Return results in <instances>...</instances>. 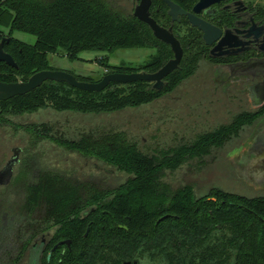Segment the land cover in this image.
<instances>
[{
  "label": "trees",
  "instance_id": "trees-1",
  "mask_svg": "<svg viewBox=\"0 0 264 264\" xmlns=\"http://www.w3.org/2000/svg\"><path fill=\"white\" fill-rule=\"evenodd\" d=\"M123 1L0 0V43L18 65L16 69L0 63V83L27 81L37 72L51 70L49 56L60 50L78 60L85 52L114 54L153 47L159 55L144 66H110L105 75L160 70L174 58L170 46L134 16L126 4L129 0ZM171 1L190 11L198 0ZM152 16L161 26H171L162 0L153 1ZM184 24L185 37L183 24L175 26L184 57L162 92L146 82L112 83L103 92L90 93L49 81L27 95L0 101V125L11 109L16 115L47 107L102 115L164 98L209 58L201 32ZM15 32L32 35L35 44L14 38ZM74 76L82 82L102 80ZM263 117L264 109L240 114L191 145L151 155L122 131L93 133L71 142L55 137L46 125L24 128L38 139H51L95 161L96 172L76 176L25 164L15 180L17 199L0 204V264H27L33 244L42 237L46 243L40 264H264V193L248 197L217 188L198 196L192 186L175 188L165 180L167 172L210 155ZM100 167L105 172L98 175ZM107 171L126 179L119 183ZM64 241H71V246L59 245L49 259L48 252Z\"/></svg>",
  "mask_w": 264,
  "mask_h": 264
},
{
  "label": "rangeland",
  "instance_id": "rangeland-1",
  "mask_svg": "<svg viewBox=\"0 0 264 264\" xmlns=\"http://www.w3.org/2000/svg\"><path fill=\"white\" fill-rule=\"evenodd\" d=\"M251 1L253 6L264 7V0ZM126 4L131 10L134 9L133 0L126 1ZM187 30L183 24V37ZM5 31L8 33V30ZM13 37L32 45L36 42L35 37L25 33L15 32ZM158 55V49L139 47L119 50L114 54L85 52L78 60H71L60 50L49 56L48 66L51 70L98 81L105 76L110 66L125 64L139 68ZM212 64L208 57L203 58L194 74L177 86L174 92L139 108L102 115L59 112L52 107L32 114L16 115L11 109L2 116L6 123L0 125V171L13 156L14 148H20L22 152L11 184L0 186V204L7 206L17 199L15 180L26 167L25 164H35L33 168L36 170L76 176H88L96 172L93 166L95 161L83 159L51 139H38L37 135L27 133L24 130L26 127L40 128L46 125L51 128L55 137L71 142H79L93 133L122 131L145 153L151 155L172 151L178 146L191 145L199 136L229 125L238 115L251 113L249 98L244 93L245 84L241 86L236 80L233 86L229 82H222L223 75L215 68H210ZM240 90H243L242 93ZM259 122L253 126H244L239 137L233 138L220 149H213L210 155L188 160L177 171L167 172L166 182L175 188L192 186L198 196H204L217 188L248 197L262 193L254 191L245 181L240 180L234 169V163L243 147L254 138ZM100 172L105 170L100 167L98 175ZM107 173L114 174L119 183L126 179L125 175L115 171ZM50 253L51 251L47 255ZM141 264L153 263L143 261Z\"/></svg>",
  "mask_w": 264,
  "mask_h": 264
},
{
  "label": "water",
  "instance_id": "water-1",
  "mask_svg": "<svg viewBox=\"0 0 264 264\" xmlns=\"http://www.w3.org/2000/svg\"><path fill=\"white\" fill-rule=\"evenodd\" d=\"M140 1L141 3L135 7L134 16L150 28L155 38L170 46L174 54V58L168 61L160 70L154 73L143 70L131 74H108L105 75L101 81L95 83L79 81L76 76L68 72L45 70L35 73L27 81L0 83V101L6 102L18 96L27 95L49 81L67 84L72 88L90 93L103 92L112 83L133 84L137 82H146L152 85L154 91L162 92L168 86V81L166 79L180 69L184 57V50L180 40L174 33V28H164L151 17L150 9L152 0ZM163 1L169 8L168 14L172 18L173 23L180 22L181 17H187L191 25L203 33V41L206 46H213L210 51L211 58H224L229 55L237 54L236 48L243 45L241 41L233 44L228 42L232 36L230 30L226 31V35L221 39L222 31L220 29L197 16L211 5L221 3L224 0H200L195 5L192 13L185 11L171 0ZM218 40V44L215 45ZM0 63H5L12 68L18 69V65L15 63L14 59L4 51L3 44L0 45ZM21 152L22 149L20 148L13 149V156L0 171V186H8L11 184L14 176V168L20 164ZM234 165L236 175L240 180L245 181L254 191L264 192V120L257 126L254 138L243 147ZM88 233L89 228L86 236ZM63 244L70 247L71 241L60 242L56 245L51 251L49 259L58 246ZM44 247L45 239L41 244H35L31 248L27 264H40ZM124 264L132 263L126 262ZM135 264H137V262H135Z\"/></svg>",
  "mask_w": 264,
  "mask_h": 264
},
{
  "label": "flooded vegetation",
  "instance_id": "flooded-vegetation-1",
  "mask_svg": "<svg viewBox=\"0 0 264 264\" xmlns=\"http://www.w3.org/2000/svg\"><path fill=\"white\" fill-rule=\"evenodd\" d=\"M153 1L154 0H152L151 9H150L152 18H154L152 16ZM199 1L200 0H198L195 3V5ZM133 2H134V10H135V7L139 5L141 1L133 0ZM195 5L190 11L185 10L180 5L179 6L185 11L192 13ZM197 16L200 19L204 20L205 22H208L209 24L220 29L222 31L221 39L226 35V31L230 30L232 32L231 34L232 36L228 40V42L230 44H233L241 41L243 45H240L238 48H236L238 53L229 55L224 58H211L210 51L212 50L213 46L208 47L204 43L205 46L208 48V56H209L208 59L212 61L214 64V65L212 64L210 68H215L216 70H218V72H220V75L221 74L223 75L222 82L224 83L229 82V85L233 86L234 81L236 80L238 81V84L241 86L242 84H245L244 93L247 96V98H249L250 106H251L250 108L252 110L251 113L260 112L261 110H263L264 109V7L260 8L259 6H253L251 0H224L221 3H215L211 5L209 8L205 9L202 13L198 14ZM169 18L171 20V26L170 27L162 26V27L167 29L173 27L174 33H175V26L182 25L184 23H188L192 28L197 29L191 25L187 17H181L180 22H176V23L172 22V18L170 16ZM197 30L201 32L199 29ZM201 34L203 40V33L201 32ZM218 42L219 40L217 41V43H215V45L218 44ZM1 44H3L4 47V42H1L0 45ZM243 90H240V92L242 93ZM263 120L264 117L263 119H261V121ZM14 173H15V168H14ZM41 239L44 240L43 237ZM40 240H37L33 244V246L35 244H41L43 240L41 241ZM45 243H46V239H45Z\"/></svg>",
  "mask_w": 264,
  "mask_h": 264
}]
</instances>
